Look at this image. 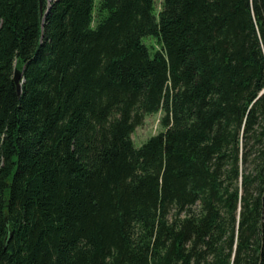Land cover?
I'll return each mask as SVG.
<instances>
[{"label":"trees","instance_id":"1","mask_svg":"<svg viewBox=\"0 0 264 264\" xmlns=\"http://www.w3.org/2000/svg\"><path fill=\"white\" fill-rule=\"evenodd\" d=\"M154 11L0 0V264H264V0Z\"/></svg>","mask_w":264,"mask_h":264},{"label":"rangeland","instance_id":"2","mask_svg":"<svg viewBox=\"0 0 264 264\" xmlns=\"http://www.w3.org/2000/svg\"><path fill=\"white\" fill-rule=\"evenodd\" d=\"M51 1L49 0V2ZM100 1L101 0H96V4H98ZM163 2L164 0H155L154 14L157 18H159V13L163 9ZM143 41L150 49L158 47V41L155 37H146L143 39ZM163 116V111L147 116L143 125L135 130V132L132 134V139L137 148L142 147L149 139L164 131V128L161 124Z\"/></svg>","mask_w":264,"mask_h":264},{"label":"water","instance_id":"3","mask_svg":"<svg viewBox=\"0 0 264 264\" xmlns=\"http://www.w3.org/2000/svg\"><path fill=\"white\" fill-rule=\"evenodd\" d=\"M21 79H22V74L17 72L15 76V83L17 85V90L19 94L22 93V86L20 84Z\"/></svg>","mask_w":264,"mask_h":264},{"label":"bare ground","instance_id":"4","mask_svg":"<svg viewBox=\"0 0 264 264\" xmlns=\"http://www.w3.org/2000/svg\"><path fill=\"white\" fill-rule=\"evenodd\" d=\"M51 1V0H50Z\"/></svg>","mask_w":264,"mask_h":264}]
</instances>
